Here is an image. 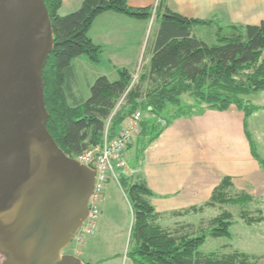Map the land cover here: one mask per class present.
Instances as JSON below:
<instances>
[{"label": "trees", "instance_id": "1", "mask_svg": "<svg viewBox=\"0 0 264 264\" xmlns=\"http://www.w3.org/2000/svg\"><path fill=\"white\" fill-rule=\"evenodd\" d=\"M44 3L53 33V48L42 75L47 131L67 157L77 160L102 147L105 140L112 141L136 112H141L143 117L138 144L146 149L174 120L203 109L226 112L236 108L245 120L259 111L244 98L264 92V22L258 26L227 28L217 23L216 44L208 45L192 35V28L211 25L214 21L185 18L170 11L163 1L155 7L135 9L129 7L128 0H84L78 10L66 16L59 14L62 0H44ZM105 13L152 22L147 41V48H152L151 59L136 77L122 68L116 70L114 82L106 77L98 78L90 87L89 98L71 106L64 90L67 73L79 57H86L91 64L100 62L102 49L93 44L89 31ZM224 29L230 31L229 37H223ZM184 96L193 104L183 103ZM246 138L251 155L264 174V161L252 139L248 135ZM115 175L118 186L128 192L133 218L130 237L134 245L126 256L134 264H255L258 261L237 251L222 255L200 252L207 236H231L229 213L223 212L210 220L207 234L193 236L189 228L181 232L166 230L159 225V215L147 200L152 194L145 182L128 176L123 169H116ZM232 186V181L224 178L209 202L173 215L181 217L202 213L207 208L233 205L243 209L240 218L246 225L263 223L261 212L251 216L245 210L253 197L243 193L230 196Z\"/></svg>", "mask_w": 264, "mask_h": 264}, {"label": "crops", "instance_id": "2", "mask_svg": "<svg viewBox=\"0 0 264 264\" xmlns=\"http://www.w3.org/2000/svg\"><path fill=\"white\" fill-rule=\"evenodd\" d=\"M83 1L62 0L59 14L66 16L75 12ZM159 1L185 18L214 21L211 25L192 28V35L200 41L194 34L197 27L213 29L215 36L217 23L227 28L258 26L264 22V0H128V5L135 9L151 8ZM151 24L115 13L99 16L89 31V38L102 49L100 62L91 64L86 57L72 62L64 87L68 104L84 103L89 98L90 87L100 77L116 81L117 69H127L137 76L151 59L152 48L149 50L145 43ZM103 60L107 62L109 73L104 72ZM258 112L245 120L236 108L226 112L203 109L174 120L146 149L139 146L138 137L127 148L125 159L129 168L125 172L145 182L152 194L147 200L159 215L160 226L169 217L196 215L177 217L173 214L209 202L214 189L224 178L232 181V190L237 193L264 195V174L253 159L246 138L248 135L253 141L247 128ZM98 224L99 220L92 237L97 234ZM190 227L191 224L179 222L166 230L181 232ZM89 245H94L92 240Z\"/></svg>", "mask_w": 264, "mask_h": 264}, {"label": "water", "instance_id": "3", "mask_svg": "<svg viewBox=\"0 0 264 264\" xmlns=\"http://www.w3.org/2000/svg\"><path fill=\"white\" fill-rule=\"evenodd\" d=\"M53 48L44 0H0V252L58 264L88 214L95 172L47 131L43 69Z\"/></svg>", "mask_w": 264, "mask_h": 264}, {"label": "rangeland", "instance_id": "4", "mask_svg": "<svg viewBox=\"0 0 264 264\" xmlns=\"http://www.w3.org/2000/svg\"><path fill=\"white\" fill-rule=\"evenodd\" d=\"M213 31V29H209L208 27H197L194 34L204 41V43L215 45L216 39ZM146 35L145 43L147 44L151 33L147 31ZM230 35V31L224 29L223 37H229ZM103 63L104 72L109 73V69L105 65L107 62L103 60ZM244 100L252 106L259 108V112L254 115L252 125H249L247 129L252 135L259 156L264 161V92L247 96ZM182 101L185 104H193V101L187 96H184ZM165 126L166 124L163 127ZM230 193V196L240 194L233 190ZM252 194L253 201L245 210L251 216H257L260 212L264 216V195L256 192ZM127 196L128 192L121 189L116 182L110 180L106 183L102 196V214L98 219L97 234L94 237H87L81 245L77 244L76 247L81 254L83 264H134L126 256L127 252H130L134 245L133 239L130 237L133 218ZM242 210L239 206L233 205L216 206L205 209L203 213L188 217L166 218L161 222V226L166 229L173 227L175 223L179 222L191 224L192 227L189 228V232L193 236H199L201 233L207 234L209 232L210 220L218 217L223 212H227L232 218L231 236L229 238H212L207 236L206 242L201 247L200 252L222 255L237 251L253 256L256 259L258 258L255 264H264V222L251 226L246 225L240 218ZM90 240L94 243L92 247L89 245Z\"/></svg>", "mask_w": 264, "mask_h": 264}, {"label": "built area", "instance_id": "5", "mask_svg": "<svg viewBox=\"0 0 264 264\" xmlns=\"http://www.w3.org/2000/svg\"><path fill=\"white\" fill-rule=\"evenodd\" d=\"M142 118L141 112H136L127 120L115 139L105 140L102 147L91 150L77 159L82 165L95 172L93 189L87 203L88 214L75 234L78 245L96 232L106 183L110 180L117 182L116 169L128 170L125 153L141 132ZM161 124L164 126L165 122L162 120Z\"/></svg>", "mask_w": 264, "mask_h": 264}, {"label": "flooded vegetation", "instance_id": "6", "mask_svg": "<svg viewBox=\"0 0 264 264\" xmlns=\"http://www.w3.org/2000/svg\"><path fill=\"white\" fill-rule=\"evenodd\" d=\"M77 243L75 238L60 251V261L58 264H83L81 254L76 249ZM7 255L0 254V264L7 263Z\"/></svg>", "mask_w": 264, "mask_h": 264}]
</instances>
